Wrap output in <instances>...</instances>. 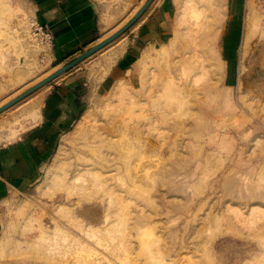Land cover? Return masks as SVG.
Returning <instances> with one entry per match:
<instances>
[{
    "label": "rangeland",
    "instance_id": "374dc122",
    "mask_svg": "<svg viewBox=\"0 0 264 264\" xmlns=\"http://www.w3.org/2000/svg\"><path fill=\"white\" fill-rule=\"evenodd\" d=\"M27 3L0 0V79L10 82L3 101L52 71L21 34ZM217 4L178 1L170 38L149 51L136 86L93 75L102 61L95 56L119 37L77 63L87 66L88 98L28 193L0 201V264H148L140 237L161 252L158 264H201L216 236L264 230V100L241 96L238 140L219 151L204 144L203 118L222 83L213 23L227 14ZM258 7L261 40L240 58L241 92L262 80L249 73L264 41V2ZM33 92L0 112V128L26 123L21 108Z\"/></svg>",
    "mask_w": 264,
    "mask_h": 264
},
{
    "label": "crops",
    "instance_id": "0c3cea01",
    "mask_svg": "<svg viewBox=\"0 0 264 264\" xmlns=\"http://www.w3.org/2000/svg\"><path fill=\"white\" fill-rule=\"evenodd\" d=\"M27 1L34 16L53 33V46L47 54L48 66L53 71L102 40L107 30L123 25L146 0ZM178 1L151 0L135 22L104 53L95 56L102 61L93 75L100 74V79L109 83L122 78L136 86L134 81L139 80L140 66L149 51L170 38ZM262 2L220 0L215 6L222 13L225 8L227 16L218 17L213 23L223 69L219 92L210 99V111L203 118L208 123L204 144L209 150L219 151L241 137L246 124L241 96L255 94L253 99L264 100V78L250 80L243 92L238 85L247 29L250 32L247 57L252 42L261 40L254 36L260 24H255L252 9L260 13L258 6ZM86 67L79 63L34 90L33 100L21 108L26 122L23 126H15L13 131L7 124L0 128V201L28 193L62 139L79 121L91 83ZM9 87L8 80L0 79V90ZM104 88L105 83L101 84V89ZM7 101L0 100V105ZM137 251L148 264H158L163 258L145 237L137 240ZM263 258L264 230L251 234L226 232L213 238L201 264H259Z\"/></svg>",
    "mask_w": 264,
    "mask_h": 264
},
{
    "label": "water",
    "instance_id": "95a60500",
    "mask_svg": "<svg viewBox=\"0 0 264 264\" xmlns=\"http://www.w3.org/2000/svg\"><path fill=\"white\" fill-rule=\"evenodd\" d=\"M151 0H146L143 5L136 11V13L129 18L121 27H119L116 31L111 33L109 36L104 38L103 40L97 42L90 48L86 49L81 54L77 55L75 58L71 59L67 63L63 64L62 66L55 69L53 72L42 78L40 81L26 89L25 91L21 92L17 96L13 97L12 99L8 100L4 104L0 105V112L26 96L27 94L31 93L32 91L36 90L37 88L41 87L42 85L46 84L47 82L53 80L54 78L58 77L59 75L63 74L65 71L70 69L71 67L75 66L79 61L82 59L90 56L92 53L100 49L101 47L105 46L109 42L115 40L119 37L123 32H125L134 22L135 20L143 13L145 8L149 5ZM250 74L258 75V78H264V41L259 43L252 56H251V63H250Z\"/></svg>",
    "mask_w": 264,
    "mask_h": 264
},
{
    "label": "built area",
    "instance_id": "2783aa9c",
    "mask_svg": "<svg viewBox=\"0 0 264 264\" xmlns=\"http://www.w3.org/2000/svg\"><path fill=\"white\" fill-rule=\"evenodd\" d=\"M22 16V31L21 34L27 39L30 45H33L38 50V59L40 62L47 61V54L53 46L54 36L51 29L39 21L34 14L29 11H23Z\"/></svg>",
    "mask_w": 264,
    "mask_h": 264
},
{
    "label": "bare ground",
    "instance_id": "6f19581e",
    "mask_svg": "<svg viewBox=\"0 0 264 264\" xmlns=\"http://www.w3.org/2000/svg\"><path fill=\"white\" fill-rule=\"evenodd\" d=\"M249 33H250L249 32V29H247V31L245 33V36L243 38L242 55L247 54V52H248V38H249ZM221 64H222L221 60L218 59L217 60V67H218V69H221L222 68L221 67Z\"/></svg>",
    "mask_w": 264,
    "mask_h": 264
}]
</instances>
